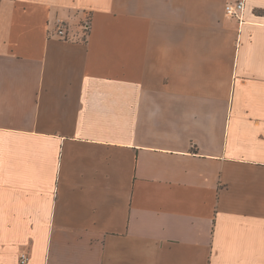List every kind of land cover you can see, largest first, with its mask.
<instances>
[{
    "label": "crops",
    "instance_id": "obj_1",
    "mask_svg": "<svg viewBox=\"0 0 264 264\" xmlns=\"http://www.w3.org/2000/svg\"><path fill=\"white\" fill-rule=\"evenodd\" d=\"M235 1L0 0V264H264V0Z\"/></svg>",
    "mask_w": 264,
    "mask_h": 264
},
{
    "label": "built area",
    "instance_id": "obj_2",
    "mask_svg": "<svg viewBox=\"0 0 264 264\" xmlns=\"http://www.w3.org/2000/svg\"><path fill=\"white\" fill-rule=\"evenodd\" d=\"M245 10V0H237L232 3H228L225 7L226 15L228 17H233V18H242L243 12ZM85 32L89 31V27L86 26L84 27ZM57 33L59 37L62 40H70V35L68 34V27L64 25V23H61L58 26ZM28 262V256L27 255H22L21 256V263L26 264Z\"/></svg>",
    "mask_w": 264,
    "mask_h": 264
},
{
    "label": "rangeland",
    "instance_id": "obj_3",
    "mask_svg": "<svg viewBox=\"0 0 264 264\" xmlns=\"http://www.w3.org/2000/svg\"><path fill=\"white\" fill-rule=\"evenodd\" d=\"M232 3V2H231ZM82 26L83 28L82 29H85L84 27L88 26L90 28L91 26V17L90 16H86V18L84 19V21L82 22V24L80 25ZM90 30V29H89ZM85 32V30H84ZM89 31L86 32V34L88 33ZM68 34L70 35V30L68 29Z\"/></svg>",
    "mask_w": 264,
    "mask_h": 264
}]
</instances>
